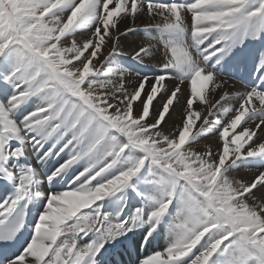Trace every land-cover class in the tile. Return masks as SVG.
Wrapping results in <instances>:
<instances>
[{
	"label": "snow or ice",
	"instance_id": "1",
	"mask_svg": "<svg viewBox=\"0 0 264 264\" xmlns=\"http://www.w3.org/2000/svg\"><path fill=\"white\" fill-rule=\"evenodd\" d=\"M0 264H264V0H0Z\"/></svg>",
	"mask_w": 264,
	"mask_h": 264
},
{
	"label": "bare ground",
	"instance_id": "2",
	"mask_svg": "<svg viewBox=\"0 0 264 264\" xmlns=\"http://www.w3.org/2000/svg\"><path fill=\"white\" fill-rule=\"evenodd\" d=\"M145 26V22L140 21L138 22V27L143 28ZM145 34L142 30H137L136 32H130L128 34V41H141L143 40ZM132 37H139L137 39H134ZM133 40H130V39ZM234 52H237L236 49L233 50ZM239 55V54H238ZM236 56L234 60L231 61V71L226 72L225 75H231L236 81H233L232 84H230V87H233V90H242L243 89V83H247L249 77H251L253 71H254V60L251 56H247L246 59L241 60L239 56ZM149 65H144V67H141V69L149 70L151 67ZM148 73V72H147ZM149 74V73H148ZM210 138L204 137L201 139L200 144L203 146L206 143H209ZM256 170H248V169H240L237 172L233 173V175L237 176L238 178L243 176L244 178L250 179L252 174ZM33 215H35V211H33ZM167 243V240L164 236L158 237L156 240L152 242V244L149 246L148 251L152 250H158L160 248H163L165 244ZM143 250H141L142 254ZM135 258V257H134ZM125 260H127V257H125Z\"/></svg>",
	"mask_w": 264,
	"mask_h": 264
},
{
	"label": "rangeland",
	"instance_id": "3",
	"mask_svg": "<svg viewBox=\"0 0 264 264\" xmlns=\"http://www.w3.org/2000/svg\"><path fill=\"white\" fill-rule=\"evenodd\" d=\"M132 38H134V39H137V38H139V37H132ZM130 39V40H133V39ZM144 39V38H143ZM239 56V58L241 59V60H243V59H246L247 58V55H238ZM123 59V61H125V62H127L128 61V57H124V58H122ZM76 63H78V62H76ZM150 67H151V69H150V71L149 70H145V69H141V67H144V65H142V66H140L139 67V70L140 71H142V72H148L149 74H153L155 71H156V69L154 68V66L153 65H149ZM148 66V67H149ZM251 170H256V169H251ZM245 179H247V178H245Z\"/></svg>",
	"mask_w": 264,
	"mask_h": 264
}]
</instances>
